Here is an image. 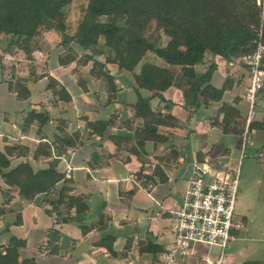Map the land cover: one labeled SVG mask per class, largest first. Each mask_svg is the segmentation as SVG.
I'll return each instance as SVG.
<instances>
[{
  "label": "crops",
  "instance_id": "obj_1",
  "mask_svg": "<svg viewBox=\"0 0 264 264\" xmlns=\"http://www.w3.org/2000/svg\"><path fill=\"white\" fill-rule=\"evenodd\" d=\"M6 37L9 39L0 34V151L17 149L8 155L11 167L29 161L40 168L46 167L52 156L36 159L35 149L41 142L51 144L53 156L60 159L58 169L72 187L69 194L80 198L82 208L69 206L67 200L51 202L57 199L64 180L53 192L29 200L0 176V206L4 210L0 214V245H7L13 236L25 240L20 256L35 258L37 264H168L165 254L174 239L172 218L182 205L195 165L205 163L215 170L230 171L241 165L248 111L245 92L250 83L247 67L238 57L208 54L196 66L197 72L215 64L213 86L222 88L228 83V87L221 99L187 108L184 92L177 85L164 91L139 88L133 73L106 62L98 47L85 50L76 42L65 47L61 40L58 45L45 46L42 41L36 51L41 55L35 52L27 58L22 51L6 52ZM68 47L80 57L93 55V59L86 64L77 60L60 65L59 56ZM152 54L149 52L145 60L150 61ZM24 58L32 63L30 73L19 68L18 62ZM94 59L105 63L103 71L114 77L116 96L111 101L109 83L91 72ZM19 76L26 77L28 99L19 98L9 88V82ZM49 76L59 82L57 89L67 90L70 101L48 88ZM140 96L151 98L150 108L158 115L156 126L149 123L156 127L154 138L142 130L145 118L135 116ZM258 108L256 119L263 120L264 99ZM33 109L49 119L43 125L36 119L25 129V119ZM60 121L76 145L57 155L62 147L57 140ZM99 122L105 124L104 130L88 125ZM252 136L248 146L257 152L264 131L254 130ZM21 148L27 150L25 154H18ZM247 219L245 214L237 236L246 230ZM198 249L201 252L174 264H203L201 256H208L211 249L219 250ZM225 259L222 255L219 264ZM227 264H264V255L242 242L231 247Z\"/></svg>",
  "mask_w": 264,
  "mask_h": 264
},
{
  "label": "trees",
  "instance_id": "obj_2",
  "mask_svg": "<svg viewBox=\"0 0 264 264\" xmlns=\"http://www.w3.org/2000/svg\"><path fill=\"white\" fill-rule=\"evenodd\" d=\"M73 1L0 0V34L9 36L6 52L22 51L27 58H32L41 48V33L54 29L63 35V44L76 42L85 50L93 51L98 47L97 52L105 55L106 62L132 72L139 88L164 91L177 85L184 92L185 106L191 108L221 99L228 87V83L222 88L213 86L215 64L205 72H197L196 66L202 64L208 54L239 58L254 50L260 29L264 39L262 0L261 3L260 0H88L77 29L68 33V8ZM149 52L164 60L166 66L145 60ZM90 59L93 55L80 57L68 47L67 52L59 56V63L65 66L78 60L86 64ZM104 66L105 63L94 59L91 72L96 77L103 76L109 83L108 100L111 101L116 96V87L114 77L103 71ZM58 84L57 79L49 76L48 88L70 101V94L64 87L57 89ZM9 88L21 99L30 96L25 78L14 77ZM150 100V97L140 96L134 108L135 116L145 118L142 130L148 138H154L156 127L151 126H156L159 120L150 108ZM36 119L43 125L49 117L33 109L25 119L24 128L28 129ZM149 123L155 124L150 126ZM60 124L57 140L62 147L57 155L76 145L63 127L64 123L60 121ZM88 125L106 128L101 122ZM254 130L264 131V119L251 121L249 131ZM262 146L264 148V144ZM15 150L7 147L6 152L0 151V176L8 186L34 200L39 194L53 192L64 180L57 199L51 202L61 204L67 200L69 206L82 208L80 198L69 194L72 187L68 185L66 174L58 169L60 159L53 156L51 144L41 142L34 152L36 159L52 156L46 167L37 168L29 161L11 167L8 155ZM26 151L21 148L18 154ZM3 212L0 206V214ZM25 244V240L13 236L7 245H0V264H37L35 258H21L19 248Z\"/></svg>",
  "mask_w": 264,
  "mask_h": 264
},
{
  "label": "built area",
  "instance_id": "obj_3",
  "mask_svg": "<svg viewBox=\"0 0 264 264\" xmlns=\"http://www.w3.org/2000/svg\"><path fill=\"white\" fill-rule=\"evenodd\" d=\"M239 61L247 67L250 75V83L245 92L248 113L242 150L244 156L251 135L249 126L256 118L257 100L264 90L262 29L259 30L254 50L239 57ZM67 175L70 177V170ZM239 182L240 163L235 173L230 170H215L205 163L195 165L194 176L183 194L182 205L172 218L171 232L174 239L165 254L168 264L201 252L198 249L200 247H217L220 251L217 260L208 259V263L221 262L227 246L237 238L235 232L243 228V224L235 217Z\"/></svg>",
  "mask_w": 264,
  "mask_h": 264
},
{
  "label": "rangeland",
  "instance_id": "obj_4",
  "mask_svg": "<svg viewBox=\"0 0 264 264\" xmlns=\"http://www.w3.org/2000/svg\"><path fill=\"white\" fill-rule=\"evenodd\" d=\"M87 2L88 0H74L73 3L69 6V16L67 20L68 33H74V31L77 29L78 24L80 22L82 10L86 7ZM41 35L42 37L40 45L42 41L44 42L45 46H47L49 43H52L53 45H58V43L60 42L59 40H63V35L59 31L54 29L49 30L47 32L44 31L43 33H41ZM164 39L167 38L164 37ZM5 41L8 42V37L5 38ZM68 44L69 43H65V47H67ZM35 54H37V56L41 55L38 54V52H36ZM6 59L8 61L12 60L10 59V57H7ZM148 59L151 62H154L159 65L165 64L164 60L159 57H156L154 54L150 55ZM18 63H20L19 68L22 71L27 70L30 73V66L32 65V63L25 60V58L23 60H20ZM21 78L26 77L23 76ZM263 99L264 90L260 93L258 97L256 104V114L259 111L258 107L260 105V101H262ZM253 138L254 137H251L250 135L248 144L252 143ZM262 143L264 144V140ZM262 145L259 148L260 150L257 152L255 147L254 149H251L249 146H247L243 159L241 160L240 182L238 198L235 207V217L237 221L241 222L243 221L242 219L244 218L245 214H247L249 217V221L248 219L246 220V230H244L242 234H239L237 238L234 241H231L227 246L228 248H226L227 250H225L223 254V256L226 257L224 264H227V256L231 247L238 246L242 242L247 246H253L255 248V251H257L259 255H264V161H262V159H264V148ZM254 152H256L255 156ZM67 170H70L71 174L72 165H69ZM235 170L236 169H234V173ZM248 226H250V231L246 233ZM219 254V250L214 251L211 249L208 252V257L201 256V260L203 264H209L208 259L215 261Z\"/></svg>",
  "mask_w": 264,
  "mask_h": 264
},
{
  "label": "water",
  "instance_id": "obj_5",
  "mask_svg": "<svg viewBox=\"0 0 264 264\" xmlns=\"http://www.w3.org/2000/svg\"><path fill=\"white\" fill-rule=\"evenodd\" d=\"M260 3H261V0H260ZM261 4H262V8H263V6H264L263 0H262V3Z\"/></svg>",
  "mask_w": 264,
  "mask_h": 264
}]
</instances>
